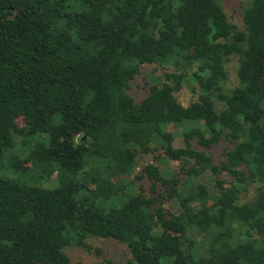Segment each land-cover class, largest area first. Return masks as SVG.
Wrapping results in <instances>:
<instances>
[{
	"label": "trees",
	"instance_id": "trees-1",
	"mask_svg": "<svg viewBox=\"0 0 264 264\" xmlns=\"http://www.w3.org/2000/svg\"><path fill=\"white\" fill-rule=\"evenodd\" d=\"M240 20L223 0H0V264H70L88 238L128 264H264V0ZM145 65L162 74L136 101Z\"/></svg>",
	"mask_w": 264,
	"mask_h": 264
},
{
	"label": "rangeland",
	"instance_id": "rangeland-1",
	"mask_svg": "<svg viewBox=\"0 0 264 264\" xmlns=\"http://www.w3.org/2000/svg\"><path fill=\"white\" fill-rule=\"evenodd\" d=\"M246 0H223V9L226 13L228 20L237 27H241V9L245 6ZM237 60L232 59L230 63L227 64L228 70V82L227 86L229 88L237 84L236 78ZM151 74L161 75L162 70L157 68L155 65H145L142 67L140 75L132 82L130 94L136 100L140 101L146 94L144 89V84ZM176 97L183 107L188 106V104L195 99V97L190 93L189 87L184 86L180 90ZM223 108V103L215 101V111L219 113ZM167 131L173 133L175 138L173 140L174 148H183L184 141L182 138V126L168 125ZM223 146H219L214 150L215 156L219 159L222 157ZM15 154L20 158L22 153L21 149L18 147L15 150ZM137 161V171L141 170L148 164H154V159L152 155H141L139 154L136 158ZM179 164L177 162L163 163L160 168L165 171H177ZM128 181L132 180V176L127 178ZM146 181V180H145ZM196 184L205 185L210 193L214 195L216 189L214 187V178L209 173H204L197 177L194 181ZM56 184L55 176L51 179L40 184L46 188H52ZM141 185L146 192L149 191L148 183L143 182ZM159 192L162 189L158 188ZM244 201L249 200L254 195V186L248 188L247 193L243 194ZM195 204V203H194ZM211 203L208 202L207 205ZM164 208L171 211L174 214L179 212L177 203L175 201L165 202ZM204 237V236H203ZM203 237H198L197 239H202ZM88 249L72 246L65 249L66 254L70 259V264H128L131 259L128 249L119 244L117 241L112 239H99V238H88L86 240Z\"/></svg>",
	"mask_w": 264,
	"mask_h": 264
}]
</instances>
